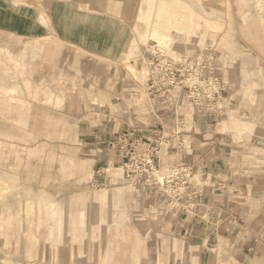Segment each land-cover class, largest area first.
Here are the masks:
<instances>
[{
	"label": "rangeland",
	"instance_id": "1",
	"mask_svg": "<svg viewBox=\"0 0 264 264\" xmlns=\"http://www.w3.org/2000/svg\"><path fill=\"white\" fill-rule=\"evenodd\" d=\"M87 1V13L99 5L103 20L117 17L123 24L127 35L116 48L118 60L89 57L52 38L1 34L0 126H20L22 137L0 132V185L8 187L0 198V264H264V154L253 149L264 145V129L260 134L253 128V119L264 124V35L247 25L257 18L255 8H239L237 0L209 5L220 20L215 36L204 30L207 37L187 40L174 30L185 46L173 55L139 33L135 1L122 13L111 0ZM215 41L229 42V52ZM231 54L234 72L222 60ZM169 60L184 77L173 92L181 95L177 110L152 102L145 89L152 68ZM39 70L49 77L37 82ZM218 86L223 89L213 94ZM91 90L106 97L94 101ZM189 106L198 119H191ZM22 109L26 126L16 120ZM228 111L237 115L230 119ZM135 126L169 130L154 174L162 183L177 173L169 190L126 176L114 137ZM108 192L117 196L103 198ZM177 192L191 198L176 199ZM40 197L57 201L56 210L72 221L86 209L87 224L72 222L61 239H47L49 226L37 224L29 211ZM49 224L56 225L55 217ZM203 224L207 228L196 232ZM21 226L28 230L22 231L25 250L16 238ZM190 242L197 247L188 248Z\"/></svg>",
	"mask_w": 264,
	"mask_h": 264
},
{
	"label": "crops",
	"instance_id": "2",
	"mask_svg": "<svg viewBox=\"0 0 264 264\" xmlns=\"http://www.w3.org/2000/svg\"><path fill=\"white\" fill-rule=\"evenodd\" d=\"M95 7H97V12L93 14L87 13V0H0V38L2 33L12 34L13 36L25 39L37 40L52 38L69 45L78 53L86 56L112 61L118 60L119 54H117L116 48L119 44L123 43L127 33L123 30V24L119 22L120 19L116 17L114 21L113 18H111L112 21H114L113 23L116 22V27L114 28L112 22L107 23L100 17L98 11L99 5ZM88 14H92V16L97 15V20H94L92 17L87 18ZM44 15L46 16L44 17ZM42 17H44L47 22H44ZM82 63L83 65L79 66V68L84 70L83 67H87L88 65H86L85 62ZM78 72L80 73L81 70L79 69ZM44 75H46V77ZM43 77L48 78L49 74H44L42 70L36 72L35 79L37 82ZM194 114V118L191 119H198L200 114H196L195 112ZM16 120L19 124H24V126H26L29 120L28 113L24 109L18 110V117ZM16 129L18 131H15ZM21 129L20 126H0V132L3 130L7 135L14 137H22L20 132ZM234 136L238 138L240 135L236 133ZM11 144L14 143L11 142ZM253 149L255 152L264 154V145L253 146ZM164 151L165 150H163L162 153ZM41 152L42 150H38L37 154H41ZM162 168H164V166H162ZM166 172L167 170L163 171V173ZM0 180L4 181L2 178H0ZM199 210L196 211V213L198 212L197 217H200L202 214H200ZM4 219H6V215ZM204 224L208 225L210 223L204 222ZM204 224L198 227L196 226V232L201 233L205 230L207 226ZM22 231L24 233L28 232L24 227L23 229L16 230L19 234L16 238L19 239L22 243V248L25 250V243H27V241L24 242L26 239H24L25 235ZM228 231L230 232V230ZM172 241L173 239L171 243ZM184 243L185 245L187 244L185 241ZM189 245L188 248L197 247L193 242H190Z\"/></svg>",
	"mask_w": 264,
	"mask_h": 264
},
{
	"label": "bare ground",
	"instance_id": "3",
	"mask_svg": "<svg viewBox=\"0 0 264 264\" xmlns=\"http://www.w3.org/2000/svg\"><path fill=\"white\" fill-rule=\"evenodd\" d=\"M129 1L132 0H111L110 7L118 13H122L125 7L128 6L127 2ZM133 1L137 3L135 9L138 12V17L141 20L137 26V30L139 31V33L146 39L145 41H148V43L152 41L155 44L158 43L162 45V47H164L165 49L171 48L173 51L172 52L173 55H177V53L183 51L185 44L184 41L176 39L172 35V31L175 30L184 33L186 35L187 40H194V39L197 40L199 39V36L207 37V34L209 32L208 33L203 32L204 30L206 31L210 30L212 32L211 36H215L214 32L218 31L220 28V22H219L220 20L219 18H217L219 16L217 15L218 11L216 9H209V5L210 7H216L217 5L223 6L224 3L227 2L226 0H133ZM237 3L240 5L239 8H241V6L243 7V5H245L246 7L249 5L255 8V11L257 13V18L252 22H248L246 20L248 22L247 25H249L250 28H253L255 30H260V33L264 35V0H237ZM216 41L214 43L215 45H219V49L221 50L222 53L229 50V42L227 43L221 42L220 44L217 43ZM164 51L167 52L166 50ZM181 55H186V54H181ZM222 60L227 61L231 70H233V67H237V62L235 61L236 58L234 57L233 54H231L229 58L223 57ZM133 63H135L136 66V61H133ZM227 72L229 71L227 70ZM105 94L106 93H104L103 90H91V95L94 101L96 100L97 102L99 99H104L103 97H106ZM189 107L190 109L193 110V112L199 114L195 106L194 108L193 106H189ZM227 114H228L227 117L232 119L234 114L237 115V112L228 111ZM241 119L244 118L239 117V120ZM225 120L227 119L225 118ZM253 121H254V127H253L254 130L260 132L264 129V124L262 126L259 125L260 124V122H258L259 119L258 120L253 119ZM13 145L14 144L11 145V148L15 150L16 148H14ZM122 171L124 172V169ZM3 185L4 184L0 185V187L2 186L1 189L4 190L0 193V198L4 196L3 192H6L5 190L8 188L7 187L5 189ZM102 196L105 199H113L114 196L117 195L113 192H108L106 195H102ZM25 205L26 204H24V210L26 208ZM58 205L59 203L55 200H52L48 197H40L36 199L34 202H31L29 206L30 213L34 216L37 215V224L39 225L45 224L49 226L48 235L46 236L47 239L49 238L55 239V237L61 239L63 237L64 231L72 222H77L82 226H85L87 224L86 209H81L79 212H77L76 213L77 217L72 221L71 220L72 215H70L65 211L63 212L56 210V208L59 207ZM50 217H55L56 225L49 224ZM139 219L145 220L144 217H140ZM27 237L29 238V240H32L31 238H35L33 233H28ZM192 251L194 252L195 249L193 248ZM158 256L163 257L162 253H160Z\"/></svg>",
	"mask_w": 264,
	"mask_h": 264
},
{
	"label": "built area",
	"instance_id": "4",
	"mask_svg": "<svg viewBox=\"0 0 264 264\" xmlns=\"http://www.w3.org/2000/svg\"><path fill=\"white\" fill-rule=\"evenodd\" d=\"M174 67L175 65L172 60H169V62H159L152 68L153 70L149 74L145 89L152 102H163V104L164 102H168L172 109L175 110L176 108L177 110L180 105L178 100L181 99V95L177 98L175 97L177 94L173 95V92L178 87L181 90L184 77H177L172 70ZM195 83L197 85L198 82L196 81ZM222 89V86H218L213 94H219ZM195 97L196 103L203 107L204 103L202 104V101L199 100L200 98H198L197 93ZM175 113L178 119L179 113L177 111ZM168 132L169 130L161 132L155 128H150V126L128 127L117 131L114 143L116 144L120 161L124 166L128 178L138 182L145 181V184L149 183V187L161 185L168 190L172 187L173 182L171 178L174 177L173 175H177L176 172L162 183L154 178V174L159 166L163 141L170 142L168 137L165 138ZM94 184L95 186H99L100 183L94 179ZM176 195V199H183V197L191 198L190 195L183 196L181 192H177Z\"/></svg>",
	"mask_w": 264,
	"mask_h": 264
}]
</instances>
